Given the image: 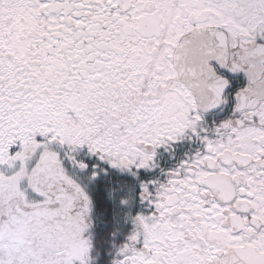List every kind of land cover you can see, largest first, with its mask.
I'll list each match as a JSON object with an SVG mask.
<instances>
[{"label":"snow or ice","instance_id":"obj_1","mask_svg":"<svg viewBox=\"0 0 264 264\" xmlns=\"http://www.w3.org/2000/svg\"><path fill=\"white\" fill-rule=\"evenodd\" d=\"M0 264H264V0H0Z\"/></svg>","mask_w":264,"mask_h":264}]
</instances>
